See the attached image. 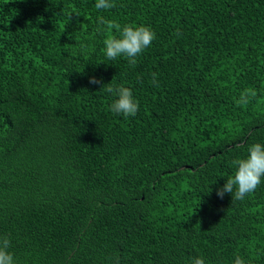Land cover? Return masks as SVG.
Masks as SVG:
<instances>
[{
	"label": "trees",
	"instance_id": "trees-1",
	"mask_svg": "<svg viewBox=\"0 0 264 264\" xmlns=\"http://www.w3.org/2000/svg\"><path fill=\"white\" fill-rule=\"evenodd\" d=\"M95 3L0 0V237L17 264H264V181L217 195L264 143V0ZM101 17L155 31L135 67L107 60ZM93 76L130 87L137 114L112 113Z\"/></svg>",
	"mask_w": 264,
	"mask_h": 264
},
{
	"label": "clouds",
	"instance_id": "clouds-1",
	"mask_svg": "<svg viewBox=\"0 0 264 264\" xmlns=\"http://www.w3.org/2000/svg\"><path fill=\"white\" fill-rule=\"evenodd\" d=\"M115 7L114 0H96V9H111ZM77 17L79 16L78 13ZM115 29L119 36L112 35ZM98 32H106L108 35L104 40V52L108 61H115L118 57L127 59L130 66L135 67L137 57L141 55L156 38L155 31L149 25L125 24L123 27L112 20L98 19ZM154 84L157 73H153ZM90 84H101L100 90L111 94L115 99L110 104V110L114 114H123L124 117L135 116L139 109V101L134 97L130 87L111 84H102L95 76L89 80ZM257 95L254 89H247L236 100L238 106L247 105L250 97ZM248 155L232 161L235 173L226 179V182L217 190V195L222 199L225 193H231L233 199L243 200L247 195L253 193L264 181V143H254L248 148ZM235 189V191H233ZM12 244L9 236L0 237V264H17L14 253L10 251ZM192 264H206L205 259L195 257ZM234 264H250L241 256H237Z\"/></svg>",
	"mask_w": 264,
	"mask_h": 264
}]
</instances>
